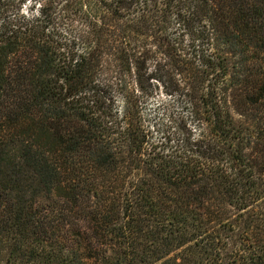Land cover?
I'll use <instances>...</instances> for the list:
<instances>
[{
	"label": "trees",
	"instance_id": "16d2710c",
	"mask_svg": "<svg viewBox=\"0 0 264 264\" xmlns=\"http://www.w3.org/2000/svg\"><path fill=\"white\" fill-rule=\"evenodd\" d=\"M0 264H264V0H0Z\"/></svg>",
	"mask_w": 264,
	"mask_h": 264
},
{
	"label": "rangeland",
	"instance_id": "374dc122",
	"mask_svg": "<svg viewBox=\"0 0 264 264\" xmlns=\"http://www.w3.org/2000/svg\"><path fill=\"white\" fill-rule=\"evenodd\" d=\"M161 100H164V97L162 94L159 93L158 97L155 99V101H151L149 102V107L146 113V120H147V125H151V127H155L154 130H156L158 132L159 127L156 126V123H160V122H164V124L167 125V127H169L170 125V121L169 118H167V116L169 115V113H167L166 110L162 109L160 111L159 105L161 104ZM159 108V110H157ZM160 111L161 116L160 117H156L155 114L156 112ZM176 112V111H175ZM177 113V112H176ZM161 120V121H160ZM164 120V121H163ZM149 129V128H148ZM153 130V129H152ZM151 130V131H152ZM153 133V131H152ZM156 136L157 133H154ZM155 137V136H154ZM156 138V137H155ZM151 141L149 142V145L147 146V151L149 152L151 149Z\"/></svg>",
	"mask_w": 264,
	"mask_h": 264
}]
</instances>
